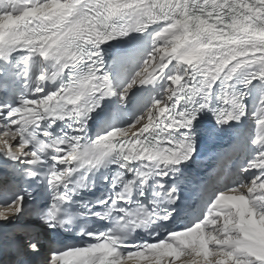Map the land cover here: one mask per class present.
Masks as SVG:
<instances>
[{
	"label": "snow or ice",
	"instance_id": "1",
	"mask_svg": "<svg viewBox=\"0 0 264 264\" xmlns=\"http://www.w3.org/2000/svg\"><path fill=\"white\" fill-rule=\"evenodd\" d=\"M0 157V264H264V0H0Z\"/></svg>",
	"mask_w": 264,
	"mask_h": 264
}]
</instances>
